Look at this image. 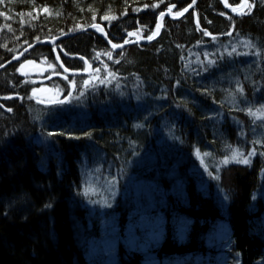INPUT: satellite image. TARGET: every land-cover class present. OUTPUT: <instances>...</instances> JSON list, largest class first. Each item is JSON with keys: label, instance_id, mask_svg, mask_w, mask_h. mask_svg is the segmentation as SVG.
Instances as JSON below:
<instances>
[{"label": "trees", "instance_id": "trees-1", "mask_svg": "<svg viewBox=\"0 0 264 264\" xmlns=\"http://www.w3.org/2000/svg\"><path fill=\"white\" fill-rule=\"evenodd\" d=\"M191 1L0 0V65L93 24L148 38ZM249 2L234 16L199 0L117 53L95 31L37 47L24 60L55 68L44 82L0 73V264H111L103 236L117 237L112 264H264V133L249 113L264 107V0ZM55 51L92 74H64ZM42 84L68 102L40 104Z\"/></svg>", "mask_w": 264, "mask_h": 264}, {"label": "water", "instance_id": "water-1", "mask_svg": "<svg viewBox=\"0 0 264 264\" xmlns=\"http://www.w3.org/2000/svg\"><path fill=\"white\" fill-rule=\"evenodd\" d=\"M199 0H192L190 2V4L187 6V8H185L182 12L175 14L172 13L171 11H164L162 12L158 19H157V25H156V29L155 32L150 36L151 39L146 38V39H140V38H135V39H126L123 43H113L110 39H109V35L105 29V27L103 25L100 24H93L89 27L80 29L78 31L75 32H71V33H66L57 37H54L52 39H45V40H41V41H37L29 46H27L26 48H24L20 53H18L17 55H15L14 57H12L10 60H8L7 62H5L4 64L0 65V73L2 71H4L6 68L10 67L11 65L14 64H19L26 56L27 54H29L32 50H34L37 47L40 46H55L57 45L59 42L74 37L78 34H83L86 33L88 31H95L97 32L102 38L103 40L106 42V44L114 51V52H119L122 51L124 49H126L128 46H133V45H148L153 43L154 41H156L157 39H159V37L162 34L163 31V21L164 19L168 18L170 20L173 21H179L182 20L183 18H185L189 13L192 12V10L195 8V6L197 5ZM220 2L222 3L224 9L234 15V16H243L245 15V11L247 8H249V1L248 0H241L239 4L236 5H232L230 4L227 0H220ZM233 9H236L235 11H233ZM115 45V47H114ZM64 57L68 58V59H72V60H82L84 61V63L86 64V69L82 70V69H69L68 67H66L61 59V56L59 54L58 51H55V58L57 61V65L60 68V70L71 77H76V76H90L93 72V66L91 65V63L83 56L81 55H68L66 53H63ZM67 69V71L65 70ZM68 98L61 100V101H57V102H45V101H38L40 104L45 105V106H55L58 104H65L68 102Z\"/></svg>", "mask_w": 264, "mask_h": 264}, {"label": "rangeland", "instance_id": "rangeland-1", "mask_svg": "<svg viewBox=\"0 0 264 264\" xmlns=\"http://www.w3.org/2000/svg\"><path fill=\"white\" fill-rule=\"evenodd\" d=\"M249 1V0H248ZM250 4V2H249ZM248 8L245 11V14L247 12ZM31 62V63H29ZM55 68H53L45 59H42L40 61H33V60H22L19 63L18 72L19 74L25 76V77H33L35 81L38 82H44L50 79L51 76L54 75ZM98 77V75H94V78ZM91 79H88L86 83L89 84ZM32 96L36 100L45 101V102H57L61 101L60 97L57 92H55L53 89L49 88L48 86H45L42 84L39 88H36L33 91ZM250 116L254 117L257 122H260V130L258 131L260 133H264V107L255 109L253 112H250ZM257 143L262 145L264 147V140H257ZM235 153V152H234ZM247 158V157H246ZM201 162V161H199ZM202 167V166H200ZM203 168V167H202ZM201 168V171L203 172V169ZM263 181H264V172H263ZM117 243V237L113 236L112 240L109 236H103L102 239L95 242L93 245L95 247V250L97 249H107V260H109L112 264L114 261V254L113 251L110 249L112 246H115ZM236 258H230L229 262L230 264H240V263H234Z\"/></svg>", "mask_w": 264, "mask_h": 264}, {"label": "snow or ice", "instance_id": "snow-or-ice-1", "mask_svg": "<svg viewBox=\"0 0 264 264\" xmlns=\"http://www.w3.org/2000/svg\"><path fill=\"white\" fill-rule=\"evenodd\" d=\"M249 7H251V5H249ZM236 9H233V11H235ZM169 11H171V9H169ZM149 39H151V37H149ZM115 47V45H114ZM31 63V62H29ZM67 71V69H65ZM97 71H99V69H97ZM10 110V109H9ZM199 155V153H198ZM205 155H208V153H205ZM231 159L237 163H244V164H249L250 163V158H244V154L239 152L237 150L236 153L233 154V156L231 157ZM224 164H227L229 163V160L226 158L224 161H223Z\"/></svg>", "mask_w": 264, "mask_h": 264}, {"label": "bare ground", "instance_id": "bare-ground-1", "mask_svg": "<svg viewBox=\"0 0 264 264\" xmlns=\"http://www.w3.org/2000/svg\"><path fill=\"white\" fill-rule=\"evenodd\" d=\"M241 1V0H240ZM240 3V2H239ZM238 3V4H239ZM182 12V11H181ZM156 29V28H155ZM154 32H155V30H154ZM153 32V33H154ZM135 38H140V39H146V38H141V37H139L138 35H136L135 33H130V34H128L127 36H126V38L125 39H123L122 41H117L118 43H123L126 39H135ZM109 39H110V37H109ZM111 40V39H110ZM112 41V40H111ZM113 43H117V42H114V41H112ZM106 43V42H105ZM134 46V45H133ZM141 46H144V45H141ZM109 47V46H108ZM128 47H130V46H128ZM127 47V48H128ZM110 48V47H109ZM111 49V48H110ZM112 50V49H111ZM113 51V50H112ZM114 52V51H113ZM120 52V51H119ZM117 53V52H116Z\"/></svg>", "mask_w": 264, "mask_h": 264}]
</instances>
